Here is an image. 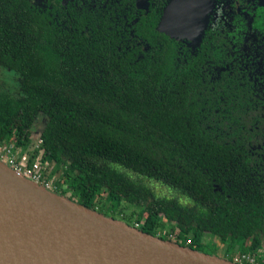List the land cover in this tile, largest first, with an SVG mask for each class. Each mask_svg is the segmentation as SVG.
<instances>
[{
  "label": "trees",
  "instance_id": "16d2710c",
  "mask_svg": "<svg viewBox=\"0 0 264 264\" xmlns=\"http://www.w3.org/2000/svg\"><path fill=\"white\" fill-rule=\"evenodd\" d=\"M104 1L0 0V144L27 148L44 116L29 154L54 191L264 264L263 79L214 73V6L199 38L178 39L159 28L169 0Z\"/></svg>",
  "mask_w": 264,
  "mask_h": 264
},
{
  "label": "water",
  "instance_id": "95a60500",
  "mask_svg": "<svg viewBox=\"0 0 264 264\" xmlns=\"http://www.w3.org/2000/svg\"><path fill=\"white\" fill-rule=\"evenodd\" d=\"M213 6L214 0H169L159 28L178 39L199 38ZM0 264L244 263L145 232L47 188L0 159Z\"/></svg>",
  "mask_w": 264,
  "mask_h": 264
},
{
  "label": "flooded vegetation",
  "instance_id": "af4514ba",
  "mask_svg": "<svg viewBox=\"0 0 264 264\" xmlns=\"http://www.w3.org/2000/svg\"><path fill=\"white\" fill-rule=\"evenodd\" d=\"M46 1H50V4L55 0H43ZM61 2L64 5L72 3L80 8H95L97 4V0ZM104 2L106 4L108 0ZM214 8L210 24L212 31L208 34L216 48L213 50L217 59L209 63L214 65V68L211 66L214 73L220 77L216 72H226V69L233 67L231 72L236 71L241 78L256 76L262 78L264 83V0H214Z\"/></svg>",
  "mask_w": 264,
  "mask_h": 264
},
{
  "label": "built area",
  "instance_id": "2783aa9c",
  "mask_svg": "<svg viewBox=\"0 0 264 264\" xmlns=\"http://www.w3.org/2000/svg\"><path fill=\"white\" fill-rule=\"evenodd\" d=\"M40 143L38 142L36 147ZM23 147H18L13 143L0 144V159L11 167H13L18 173L28 176L39 183L44 184L47 188L52 189L55 187L51 179L45 176V170L48 166V162L43 161V152L41 151L37 156H34L32 161L28 153L22 150ZM139 224L137 223L136 226ZM164 231H159V235ZM172 236V233L170 234ZM234 261L244 263L249 262L250 264H261L258 258L254 255L243 253L237 255Z\"/></svg>",
  "mask_w": 264,
  "mask_h": 264
},
{
  "label": "rangeland",
  "instance_id": "374dc122",
  "mask_svg": "<svg viewBox=\"0 0 264 264\" xmlns=\"http://www.w3.org/2000/svg\"><path fill=\"white\" fill-rule=\"evenodd\" d=\"M45 123H46V117L42 116L40 117L39 120H37V122L35 123V126L33 127V135H32V142L30 145H28L27 148H23L22 150L25 151V153H28L29 150H33L37 143L39 142V139H40V134H41V131L43 130L44 126H45ZM179 224V222H178ZM177 224V225H178ZM172 227V225H171ZM170 225H167V228L168 229H171ZM185 229V228H183ZM213 238V237H212ZM211 239V236H208L206 238V241H209ZM213 240L216 242L217 246H218V250L217 251H214V253L220 255V256H223L226 252H225V243L223 241L222 238H219V237H214ZM202 248L205 250V251H209V252H213V250L211 249L210 245L208 244H203L202 245Z\"/></svg>",
  "mask_w": 264,
  "mask_h": 264
}]
</instances>
